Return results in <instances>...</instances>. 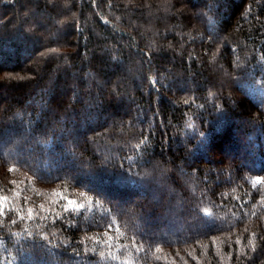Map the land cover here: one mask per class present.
Instances as JSON below:
<instances>
[{
	"label": "trees",
	"instance_id": "16d2710c",
	"mask_svg": "<svg viewBox=\"0 0 264 264\" xmlns=\"http://www.w3.org/2000/svg\"><path fill=\"white\" fill-rule=\"evenodd\" d=\"M258 179L264 0H0V264H264Z\"/></svg>",
	"mask_w": 264,
	"mask_h": 264
},
{
	"label": "rangeland",
	"instance_id": "374dc122",
	"mask_svg": "<svg viewBox=\"0 0 264 264\" xmlns=\"http://www.w3.org/2000/svg\"><path fill=\"white\" fill-rule=\"evenodd\" d=\"M33 1H35V0H33ZM62 10L64 9V7H62L61 8ZM133 9V8H132ZM132 9H126L125 10V14H127V15H129V14H131V12H132ZM49 13L47 12V11H45L44 12V15H43V17H41V16H37L38 14H35V12H33V17H32V21H36L35 23H37L38 21L40 22H44L45 20L43 19V18H45L47 15H48ZM23 17L24 18H26V17H28V15L27 14H23ZM18 19L19 20H21L22 19V17H18ZM148 21V20H147ZM152 23H154V21H152ZM38 25H41V26H43V23H39ZM26 57H24L23 58V56H22V58L21 59H25ZM171 59V58H170ZM172 60V59H171ZM20 61H22V60H20ZM171 62V61H170ZM166 63H167V65L169 64V61L167 62V60H166ZM76 72V71H75ZM74 71H71V72H67V73H65L64 72V70H63V68L61 67V68H56V73L57 74H60L61 75V77L63 78V82H61L60 83V85L58 86V90H59V92H60V94L61 95H63V94H65L66 92H67V90H71L73 87H76V85H78L79 84V81H82L83 82V88L87 91V96H88V102L87 103H92L93 105H94V102H96L97 101V99H96V97H97V95L99 94H101V93H99V87H96L97 85H99L100 86V84H98V82L97 81H93V79L90 77V74H87L86 76H85V78H83L82 80H79V79H77L76 77H75V75H76V73H75ZM53 74V73H52ZM50 75V77H49V80L50 79H52V83L49 85V88L55 83L54 82V80H55V77H54V79H53V75ZM123 74L125 75V77H127V78H135V76L131 73V69L130 68H128L127 70H125L124 69V71H123ZM65 75H68V77H66ZM70 76H72L71 78H70ZM66 79V80H65ZM219 79H217L216 78V81H218ZM183 86H186L185 84H181V83H176V88L177 89H182V87ZM134 87V86H133ZM188 87H190V86H188ZM135 88V87H134ZM2 93L4 94V95H9L8 93H5L4 91H2ZM1 93V94H2ZM51 93L49 92V95H50ZM93 94V95H92ZM91 104V105H92ZM91 105H89L91 108H93V106H91ZM95 106V105H94ZM89 107V108H90ZM129 107H131V103H130V101H128V100H125V102H124V105L122 106V111H126V110H128V108ZM86 108H88L87 106H86ZM91 110V109H90ZM101 114L99 113V109H93V110H91V111H86V109H82L81 111H80V114H79V116H80V118L78 119L80 122H81V120H85V121H88V120H90V119H96V117L98 116V117H102L103 118V116H100ZM66 119V120H65ZM69 119H71V117L70 116H67V117H62V121L63 120H65V121H69ZM108 120V118L106 117L105 118V121H106V123L108 122L107 121ZM82 127H85V125H84V123L83 122H81L80 123V126H79V130L82 128ZM7 130V134H8V129H6ZM11 134V133H10ZM82 138V134L81 133H78V135H77V137L75 136V139H77V141L78 140H80ZM75 142H76V140H75ZM153 174H155V173H153ZM152 175V174H151ZM160 178H161V176L162 175H158ZM95 186H97V184L95 185ZM166 193H169V190H167V192ZM173 229V228H172ZM169 230H170V228H169Z\"/></svg>",
	"mask_w": 264,
	"mask_h": 264
},
{
	"label": "snow or ice",
	"instance_id": "6c2138e0",
	"mask_svg": "<svg viewBox=\"0 0 264 264\" xmlns=\"http://www.w3.org/2000/svg\"><path fill=\"white\" fill-rule=\"evenodd\" d=\"M262 182H264V179H258V180L256 181L257 184L262 183ZM72 203H73L72 200H68V204H72Z\"/></svg>",
	"mask_w": 264,
	"mask_h": 264
}]
</instances>
